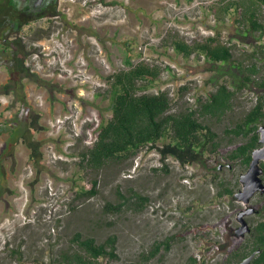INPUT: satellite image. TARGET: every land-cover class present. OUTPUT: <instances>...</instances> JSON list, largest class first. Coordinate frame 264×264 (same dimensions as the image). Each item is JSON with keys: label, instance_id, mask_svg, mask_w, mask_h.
<instances>
[{"label": "rangeland", "instance_id": "rangeland-1", "mask_svg": "<svg viewBox=\"0 0 264 264\" xmlns=\"http://www.w3.org/2000/svg\"><path fill=\"white\" fill-rule=\"evenodd\" d=\"M213 1L58 0V15L34 20L10 34L11 38H22L31 50L34 46L40 48L54 34L58 37L64 46L55 53L54 62L44 54H40L38 61L45 62L40 76L56 83L61 91L50 93L46 87L31 81L34 88L29 89V98L41 109L40 104H45L53 94L63 92L66 107L60 113L89 119L71 145L66 144L62 133L56 137L41 131L39 139L43 140L46 166L40 176H36L30 151L23 143L16 147V159L8 157L3 165L4 158L0 159V182L3 183L0 185V264H59L60 254L72 249L76 231L92 235L97 241L112 233L118 236V259L103 257V264H225V254L243 242L235 232L240 226L239 212L260 205L264 197L256 194L247 205L236 198L235 193L243 187L240 177L249 165L240 160L231 161L227 154L246 139L229 135L226 129L240 122L255 104L260 94L255 85L235 98L234 108L222 119H204L217 132L220 146L217 152L205 154L202 162L182 165L173 157L163 161L156 148L146 146L135 156L112 160L99 170L77 163L78 153L90 146L87 139L95 136L102 119L111 114L110 100L101 94L107 88V75L125 65L127 42L136 53L134 60L140 56L137 54L142 49L140 46L146 45L150 54L162 51L164 58L183 66L189 73L206 75L210 71L208 79L213 76L209 63L199 64L198 57L184 59L175 51L168 53L160 47L167 29L174 28L188 36V31L178 26L179 22L199 14L200 10L205 14ZM234 18L235 14L230 15L217 27L227 36L237 38L233 37ZM256 43L251 38L241 40L234 56L246 64L256 59L261 70L256 77H260L264 75V55L259 54L255 59L247 56ZM101 55L108 58L109 69L98 59ZM29 58L36 63L37 59ZM77 58L84 60L86 69L96 77L94 93L88 92L87 83H81L78 72L74 73L75 65L80 64ZM7 79V69L0 65V86ZM207 80L196 92L205 94L214 88ZM185 100L187 94L175 108L185 105ZM11 101L0 92V119L2 115L11 116L13 110L7 109ZM66 126L67 132L73 131L70 120ZM4 143L5 137L0 135V156H3ZM60 153L63 158L58 156ZM93 179L98 181L99 192L89 198L74 199L78 187L89 188ZM225 187L232 188L234 193L220 194ZM131 190L148 196L143 209H134L132 200L120 212L105 209L107 202L116 204L122 200L121 194L128 196ZM246 218L252 223L258 219L257 214ZM167 237L172 238L170 249L146 261L144 254H148L156 241Z\"/></svg>", "mask_w": 264, "mask_h": 264}, {"label": "trees", "instance_id": "trees-1", "mask_svg": "<svg viewBox=\"0 0 264 264\" xmlns=\"http://www.w3.org/2000/svg\"><path fill=\"white\" fill-rule=\"evenodd\" d=\"M57 3L58 0H45L36 12L28 2L0 0V65L5 66L8 72V79L0 86V92L11 98L7 109L13 110L10 117L2 115L0 119V135L5 137L1 164L8 157L15 158L17 145L23 143L30 151V160L37 169L36 176H40L46 166L43 162V140L37 137L39 132L46 129V125L42 122L43 111L32 104L25 87L28 81H33L40 87H46L50 93L61 90L56 88V83L32 72L26 65L29 54L39 47L34 46L31 50L22 38H11L10 34L20 31L22 26L30 22L32 15H57ZM207 8L219 22L235 14L236 31L233 37L242 41L251 38L258 42L247 54L248 58L264 55V0H214ZM15 19L20 25L12 28L11 23ZM126 44L125 65L107 75V88L101 94L110 100L111 114L98 125L93 145L86 146L78 153L77 163L80 166L99 170L112 160L135 156L146 146L156 148L163 161L173 157L182 165L202 162L205 154L217 152L220 146L217 132L204 119H222L234 108L235 98L255 85L260 91L257 101L244 113L240 122L226 129L227 134L246 139L232 149L227 158L231 161L240 160L246 166L250 164L253 150L261 146L258 129L260 123L264 122V75L256 77L261 71L256 59L251 64L236 59V44H227L221 29L215 35L194 38L192 41L177 29H167L160 47H173L185 59L193 55L200 59L204 55L206 62L211 65L209 69L214 71L207 80L213 83L214 88L197 96L196 107L185 100V105L175 108L193 86L188 83L180 87L177 100L167 89L158 92L151 90L160 84L162 73L170 66L142 59L141 52H137L140 56L134 60L136 53L131 50L130 42ZM97 184V179H93L89 188L79 186L74 199L95 196L99 192ZM0 185L3 186V183L0 182ZM233 193L232 188L225 187L220 194ZM120 197L122 200L116 204L107 202L105 209L120 212L132 200L133 208L141 210L149 201L148 196L135 190H131L128 196L121 194ZM252 233L232 249L227 256V264H235L258 250L252 264H264V220L255 226ZM72 242V249L60 254L59 264H103V257L109 260L119 257L118 236L115 233L109 234L103 241H97L92 235L76 231ZM171 245L170 237L156 241L148 254H144V259L147 261L162 251H168Z\"/></svg>", "mask_w": 264, "mask_h": 264}, {"label": "built area", "instance_id": "built-area-1", "mask_svg": "<svg viewBox=\"0 0 264 264\" xmlns=\"http://www.w3.org/2000/svg\"><path fill=\"white\" fill-rule=\"evenodd\" d=\"M180 24L178 25L182 30H187L188 33V40L192 41L194 38H202L209 35H215L218 31L217 25L219 24V21L216 19L214 14L209 10V8L206 9V13L202 10L199 11V14H195L193 16H187L186 18H183ZM223 33V38L225 39V42L229 45L241 44V40L239 38H230V36H227L224 30H221ZM64 45L62 42H59V39L55 34L47 39L46 42H42L41 46L38 50L34 51L33 53H30L29 56L26 59V65L30 68L32 72H35L39 75L40 69L45 67V62L40 63L38 61L40 54H44L48 57L50 62H54L56 52L58 49L62 48ZM144 47V48H143ZM141 49V56L140 58L146 59L148 61L161 63L163 65H169L170 67L167 68L163 73V82L159 87H155V91L158 92L159 90H169V94L177 100L178 91L180 87L191 84L194 88H191L187 92V100L191 102V105L193 107H196L198 105L197 103V96L199 95L198 92H196L197 88L202 86L203 83L210 77V71H206V75L200 73H189L186 68L183 66L178 65L176 62L170 61L166 58H164V53L162 51L156 52L155 54H150L146 51L147 46L142 45L140 46ZM161 49L165 52L170 53L171 51H175L174 48ZM175 53V52H174ZM180 55V54H179ZM30 56L32 58L37 59L36 63L33 64V62L30 60ZM182 56V55H181ZM183 57V56H182ZM184 58V57H183ZM191 58H196L195 55L191 56ZM189 58V59H191ZM79 60V58H77ZM100 59L101 63L103 64L104 68L109 69L110 64L108 62V58L106 56L101 55L98 57ZM185 59V58H184ZM188 59V60H189ZM198 63L200 64L205 63L206 59L204 55H201L200 59H197ZM79 60L78 63L75 65V75H77L76 72H78V76L80 77V82L87 83L86 90L88 92L95 91V85L94 82H97L96 77L93 72L88 71L87 63L82 60ZM65 65V64H64ZM77 69V70H76ZM194 89V90H193ZM42 101V100H40ZM89 117H83L81 120L79 118L74 117L73 113L64 112L60 113L58 116H55L54 118L49 120V135L51 136H59V134L62 133L63 136H66V144L71 145L73 144V139L75 136H79L81 134L82 125L87 122ZM70 120L71 125L73 127L72 132L66 131V123ZM97 132L95 133V136H91L87 139V142L90 144V146L93 145L94 141L96 140ZM60 158H63V154L60 153L58 155Z\"/></svg>", "mask_w": 264, "mask_h": 264}, {"label": "water", "instance_id": "water-1", "mask_svg": "<svg viewBox=\"0 0 264 264\" xmlns=\"http://www.w3.org/2000/svg\"><path fill=\"white\" fill-rule=\"evenodd\" d=\"M40 1L41 0H39V2ZM259 131L262 145L253 150L252 160L248 170L240 177V180L243 182V187L235 193L236 198L241 200L244 204H248L257 192L264 193V178L262 177L264 169L261 165V161L264 162V124L259 126ZM253 211V207H247L239 212L238 220L240 221V226L236 229V234L238 236H242L250 231V226L245 215ZM259 251L260 250L244 257L238 264H251L253 258Z\"/></svg>", "mask_w": 264, "mask_h": 264}, {"label": "flooded vegetation", "instance_id": "flooded-vegetation-1", "mask_svg": "<svg viewBox=\"0 0 264 264\" xmlns=\"http://www.w3.org/2000/svg\"><path fill=\"white\" fill-rule=\"evenodd\" d=\"M22 1H24V2H28L29 4H30V7H31V9L33 10V11H35L36 10V12L37 11H39L40 10V8L43 6V4L45 3V0H41L40 2H39V0H22ZM2 5H0V7H1ZM1 13V12H0ZM26 14H28V13H26ZM32 14H35V13H32ZM58 15V14H57ZM31 16V15H30ZM44 17V16H43ZM31 20H30V22H32V21H34V20H37V19H40V18H42V17H36V15H32L31 16ZM11 25H12V28H14V26L15 27H18L20 24H19V22H18V20L17 19H15L12 23H11ZM257 98H258V95H257ZM256 101H257V99H256ZM261 125V124H260ZM258 131H259V129H258ZM259 134H260V131H259ZM259 142H260V138H259ZM263 164H264V162L263 161H261V165H262V167H263ZM264 169V168H263ZM257 195H262V197H264V193H262V192H257L256 193ZM255 194V195H256ZM253 198V197H252ZM251 198V199H252ZM239 200V199H238ZM241 201V200H240ZM251 201V200H250ZM250 203V202H249ZM248 203V204H249ZM247 205V204H246ZM250 207H253L254 208V211L252 212V213H250V214H257V217H258V219L254 222V223H252V220L251 219H247L246 217H247V215H250V214H246L245 215V218H246V220H247V222H248V224H249V226H250V231H248L247 233H245L244 235H242V236H239L240 238H242L243 239V241L244 240H246L247 238H249L253 233H252V231H253V229L255 228V226L256 225H258V223L260 222V221H262V220H264V202H262L260 205H254V206H250ZM247 208V207H246ZM245 209V208H244ZM242 211V210H241ZM235 232H236V230H235ZM232 249L233 248H231L226 254H225V256H224V263L225 264H227V256H229L230 254L229 253H231V251H232ZM246 257V256H245ZM254 259V258H253ZM242 260V259H241ZM240 260V261H241ZM239 261V262H240ZM239 262H236L235 264H238ZM252 262H253V260H252ZM252 262H251V264H252Z\"/></svg>", "mask_w": 264, "mask_h": 264}, {"label": "crops", "instance_id": "crops-1", "mask_svg": "<svg viewBox=\"0 0 264 264\" xmlns=\"http://www.w3.org/2000/svg\"><path fill=\"white\" fill-rule=\"evenodd\" d=\"M7 81V80H6ZM31 81H28L25 87V90L27 92L28 98L30 96L29 89L34 88L33 84L29 83ZM62 95V96H61ZM63 95H66L63 92H58L57 96H54V94L45 102V104L41 105V110L43 111V117L42 122L46 125V129L43 132L49 131V120L57 116L60 112H62L65 109V97ZM31 101V99L29 98ZM40 109V108H39ZM47 123V124H46ZM37 134L38 138H41V133Z\"/></svg>", "mask_w": 264, "mask_h": 264}, {"label": "bare ground", "instance_id": "bare-ground-1", "mask_svg": "<svg viewBox=\"0 0 264 264\" xmlns=\"http://www.w3.org/2000/svg\"><path fill=\"white\" fill-rule=\"evenodd\" d=\"M163 82V77H161L160 79V84L156 85L155 87H159ZM155 87L154 88H151V90H155ZM188 103H191L190 101H188Z\"/></svg>", "mask_w": 264, "mask_h": 264}]
</instances>
